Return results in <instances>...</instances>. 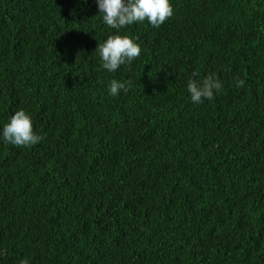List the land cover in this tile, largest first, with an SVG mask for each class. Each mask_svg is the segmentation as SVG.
Listing matches in <instances>:
<instances>
[{"label":"trees","instance_id":"obj_1","mask_svg":"<svg viewBox=\"0 0 264 264\" xmlns=\"http://www.w3.org/2000/svg\"><path fill=\"white\" fill-rule=\"evenodd\" d=\"M170 3L108 72L96 0H0V133L23 109L44 137L0 134V264H264V0Z\"/></svg>","mask_w":264,"mask_h":264},{"label":"clouds","instance_id":"obj_2","mask_svg":"<svg viewBox=\"0 0 264 264\" xmlns=\"http://www.w3.org/2000/svg\"><path fill=\"white\" fill-rule=\"evenodd\" d=\"M96 2L103 22L117 30V34L108 35L107 39L95 49L99 54L102 68L108 72H114L124 64L131 65L141 54V47L136 42L138 37L134 39L129 35L118 34L120 29L145 20L151 26L159 28L173 15L170 0H96ZM198 75V72H193L192 78L187 82V90L192 102L204 103L205 100H213L214 94L223 86L222 81L214 73L202 80L196 78ZM130 84L131 81L111 80L110 95L117 96L121 90L127 93ZM235 84L236 87H243L245 81L235 78ZM0 134L4 142L17 147L34 146L44 139L34 132L32 118L23 109L17 110L10 117ZM19 264H29V261L21 259Z\"/></svg>","mask_w":264,"mask_h":264}]
</instances>
